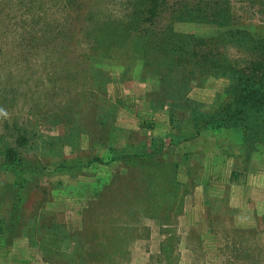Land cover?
Wrapping results in <instances>:
<instances>
[{"label":"rangeland","instance_id":"obj_1","mask_svg":"<svg viewBox=\"0 0 264 264\" xmlns=\"http://www.w3.org/2000/svg\"><path fill=\"white\" fill-rule=\"evenodd\" d=\"M262 67L264 0H0V264H264Z\"/></svg>","mask_w":264,"mask_h":264},{"label":"trees","instance_id":"obj_2","mask_svg":"<svg viewBox=\"0 0 264 264\" xmlns=\"http://www.w3.org/2000/svg\"><path fill=\"white\" fill-rule=\"evenodd\" d=\"M186 51H183L185 53ZM247 86H245L244 90L247 87H251L252 90L244 96L241 94L238 98H235V102L240 103V105H244L248 101L256 100L258 103H262L264 106V67L260 69V71L257 69L253 72H250L248 76L246 77H240L238 79V82H241V84H244V82H247ZM2 161L8 164V166L12 165L13 156L11 155V152L9 150H4L1 153ZM13 166V165H12ZM13 167H9L8 169L11 170ZM7 169V168H5ZM23 173V172H22ZM10 187V186H9ZM19 200V199H16ZM14 216V212L12 210L11 217L9 220H12Z\"/></svg>","mask_w":264,"mask_h":264}]
</instances>
